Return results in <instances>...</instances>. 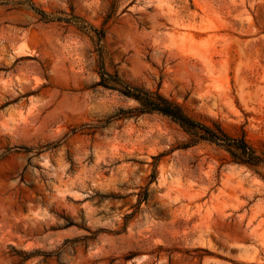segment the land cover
<instances>
[{"label": "rangeland", "instance_id": "obj_1", "mask_svg": "<svg viewBox=\"0 0 264 264\" xmlns=\"http://www.w3.org/2000/svg\"><path fill=\"white\" fill-rule=\"evenodd\" d=\"M0 264H264V0H0Z\"/></svg>", "mask_w": 264, "mask_h": 264}, {"label": "trees", "instance_id": "obj_2", "mask_svg": "<svg viewBox=\"0 0 264 264\" xmlns=\"http://www.w3.org/2000/svg\"><path fill=\"white\" fill-rule=\"evenodd\" d=\"M40 13L43 18H47L43 12ZM96 34L98 40L103 36L102 31H98ZM97 85L116 90L127 97H132L138 102L139 106L136 108L126 111L120 109L119 116H123V113H129L128 116H133L146 112H157L177 122L187 132L197 136L199 139L223 145L235 162L256 165L262 161L255 153V150L243 138L230 137L219 127L212 128L192 119L178 103L159 92H150L138 86H131L120 80L116 74L108 73L105 70H101L100 80L97 82ZM134 110L136 113H132Z\"/></svg>", "mask_w": 264, "mask_h": 264}]
</instances>
